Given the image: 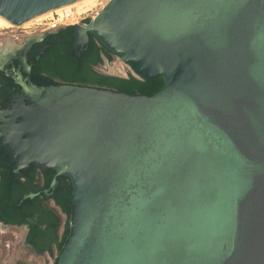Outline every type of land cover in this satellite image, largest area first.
<instances>
[{"label":"water","instance_id":"1","mask_svg":"<svg viewBox=\"0 0 264 264\" xmlns=\"http://www.w3.org/2000/svg\"><path fill=\"white\" fill-rule=\"evenodd\" d=\"M78 1L0 0V22ZM72 28L163 86L22 83L14 153L72 186L57 264H264V0H110Z\"/></svg>","mask_w":264,"mask_h":264},{"label":"trees","instance_id":"2","mask_svg":"<svg viewBox=\"0 0 264 264\" xmlns=\"http://www.w3.org/2000/svg\"><path fill=\"white\" fill-rule=\"evenodd\" d=\"M72 32V28L68 31H61L53 36L49 41V47L40 60H36L33 65L31 74L32 82L38 86H58L62 84L91 86L100 89H110L118 92H124L129 95L141 93L146 96H151L158 92L163 86V78L157 76L154 80H148L132 68L138 75L137 77L130 76L129 78H121L108 74H104L96 70V67L104 63V57L108 61H113V54L106 48L101 46L98 41L91 37L89 46L80 54L73 48V40H61V37ZM60 38V39H59ZM57 39V40H55ZM55 40V41H53ZM61 40V41H59ZM43 179L40 181L42 185H33L31 182L19 183V188L24 187V193H41L37 198L29 197L18 209L26 210V208H34L32 213L40 214L39 224L31 225L30 238L35 236H49V243L44 247L46 251L53 253V247L60 255L71 236V222L73 217L74 207L72 205V186L70 180L66 177H59L60 186L54 193V196L48 198L64 213L61 216L54 208H41L42 202H45L43 190L50 188L52 185L55 170L42 169ZM33 180L35 181L36 178ZM27 182V183H26ZM43 198V199H42ZM30 215L28 211L22 219L13 218L9 221L11 225H24L27 223V217ZM66 217V218H65ZM19 218V217H18ZM64 223V229L61 232L60 227ZM39 226H43L40 229ZM57 264V263H56Z\"/></svg>","mask_w":264,"mask_h":264},{"label":"flooded vegetation","instance_id":"3","mask_svg":"<svg viewBox=\"0 0 264 264\" xmlns=\"http://www.w3.org/2000/svg\"><path fill=\"white\" fill-rule=\"evenodd\" d=\"M68 30L69 28H65L57 32L34 34L26 40L23 45H7L4 48H0V227L23 229L25 232L22 242L24 249L40 258H51L53 264L57 263L60 255H58V251H56L55 247H53V253L44 249L49 243V236L44 237L39 235L38 237L33 236L30 238L31 225L36 226L39 224L40 214L32 213L34 208H26L25 212L22 209H18L30 195H33V193H24V187L19 188V183L26 180L33 185H42L40 181L43 179V171L42 168L33 164L27 165V167L22 166L14 153V146H17L19 141V118L16 114V109L19 95H21L23 89L22 83L29 82V80L32 81L31 74L36 60H40L45 54L46 49L49 47L48 42L54 39L52 38L53 36L59 34L61 31L66 32ZM75 32L76 31L72 28V32L69 31V34L61 37V40L63 42L65 40H73V48L77 51L75 48ZM91 37L92 35H90V41ZM114 58L115 55L113 56V60ZM106 61L108 60L104 57L103 65H105ZM96 70H98V66ZM33 177L34 179L36 178L35 181ZM55 179L58 180V185L53 188ZM59 186V177L56 176L55 172L52 185L50 188L43 190L46 201L42 202L41 208H54L64 217L65 215L60 207H58L53 200L47 199V197L50 198L54 196ZM40 194L41 193H35L37 196L34 198H37ZM27 211L30 215L27 217L26 224L23 226L21 224L16 226L9 223L14 217L22 219ZM39 227L43 229V226ZM60 228L62 232L65 228L64 223Z\"/></svg>","mask_w":264,"mask_h":264},{"label":"built area","instance_id":"4","mask_svg":"<svg viewBox=\"0 0 264 264\" xmlns=\"http://www.w3.org/2000/svg\"><path fill=\"white\" fill-rule=\"evenodd\" d=\"M108 3V0L105 3H103L102 0H97L95 7H93L89 11L79 10L78 8L66 9L53 14L45 21H42L40 24H37L30 28H0V44L4 41H13L16 44L23 45L26 40L34 34L57 32L61 29L88 24V22L96 18V16L104 9V7ZM106 63L108 64L107 67L103 64L98 66L99 72H112L114 76L121 78H129L130 76L138 78V75L136 74L132 66L128 63L123 62L117 56H115L112 62L106 61L105 64ZM102 68H104L103 71Z\"/></svg>","mask_w":264,"mask_h":264},{"label":"rangeland","instance_id":"5","mask_svg":"<svg viewBox=\"0 0 264 264\" xmlns=\"http://www.w3.org/2000/svg\"><path fill=\"white\" fill-rule=\"evenodd\" d=\"M102 2L105 3L107 0ZM107 65L106 63L105 66ZM103 72L114 76L112 72ZM24 236L25 232L21 228L0 227V264H53L51 258H40L24 249L22 245Z\"/></svg>","mask_w":264,"mask_h":264},{"label":"bare ground","instance_id":"6","mask_svg":"<svg viewBox=\"0 0 264 264\" xmlns=\"http://www.w3.org/2000/svg\"><path fill=\"white\" fill-rule=\"evenodd\" d=\"M97 0H81L75 3H72L68 6L59 8L57 10L49 11V12H44V13H39L31 16H24V17H19V18H13V19H8V20H3L0 22V28H11V27H16V28H30L32 26H35L37 24H40L42 21H45L47 18L51 17L53 14L57 12H61L66 9H72V8H78L79 10H86L89 11L93 7H95Z\"/></svg>","mask_w":264,"mask_h":264}]
</instances>
